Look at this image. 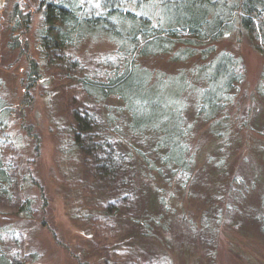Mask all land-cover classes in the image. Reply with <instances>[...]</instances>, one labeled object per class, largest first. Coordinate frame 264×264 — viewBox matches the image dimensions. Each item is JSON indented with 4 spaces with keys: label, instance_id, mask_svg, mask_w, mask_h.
I'll use <instances>...</instances> for the list:
<instances>
[{
    "label": "rangeland",
    "instance_id": "1",
    "mask_svg": "<svg viewBox=\"0 0 264 264\" xmlns=\"http://www.w3.org/2000/svg\"><path fill=\"white\" fill-rule=\"evenodd\" d=\"M31 1L35 5L39 0ZM15 3L20 2L0 0V154L12 177L11 198L0 193V261L264 264V54L248 37L236 29L195 51L212 46L211 55L230 52L241 59L242 75L230 101L211 120H193L190 94L180 96L179 103L189 104L184 116L191 123L187 157L192 171L171 178L155 164L161 169L160 179L150 177L154 170L145 175L135 170V183L127 173L139 203L131 205L128 192L126 208L108 214L112 210L106 209L105 198L110 183L97 180L93 161L74 148L73 113L97 122V136L103 127L113 131L110 143L116 151L129 150L133 144L143 147L127 134L122 102L114 97L95 102L79 82L82 77L104 81L111 75L120 60L118 46L106 35L90 33L43 59L36 39L41 15L35 9L24 35L27 45L20 41L19 47H10L17 34L11 24ZM183 48L186 45L179 43L173 51ZM27 54L40 67L32 86L27 84ZM138 59L154 80L189 77L207 61L199 54L181 62L165 54ZM108 115L115 125L105 123ZM27 126L37 137V150ZM23 199L30 200L29 214L17 211ZM145 211H161L169 223L168 234L157 228L147 239L140 236L144 229L134 219ZM140 245L150 253L149 260Z\"/></svg>",
    "mask_w": 264,
    "mask_h": 264
},
{
    "label": "trees",
    "instance_id": "2",
    "mask_svg": "<svg viewBox=\"0 0 264 264\" xmlns=\"http://www.w3.org/2000/svg\"><path fill=\"white\" fill-rule=\"evenodd\" d=\"M18 1L12 8L11 24L17 34L10 47H19L20 41L27 45L24 35L35 9L41 15L36 39L43 59L67 49L90 33L106 35L118 46L116 53L120 60L111 75L104 81L82 77L79 82L95 102L110 97L122 102L127 134L146 150L133 144L129 150L116 151V146L110 143L109 135L113 131L103 127L97 136V122L81 112L73 113L74 148L93 161L97 180L110 183V194L105 198L106 209L112 210L108 214L116 215L120 207L126 208L127 197H124L128 192L130 204L139 203L136 187L129 185L136 181L135 170L142 175L156 171L150 175L152 179H160L162 174L155 164L169 171L171 178L175 173L191 170L190 157H187L191 123L184 116L189 104L179 103L184 92L190 94L196 115L193 120H211L230 101V93L241 79V59L230 52L211 55L212 46L195 53L197 47L239 29L253 48L264 54V0H39L35 5L31 0ZM19 4L22 9L18 8ZM179 43L186 48L173 51ZM162 54L171 55L174 62L187 60L194 54L207 61L189 77L182 74L154 80L152 72L142 67L138 58ZM26 60L27 84L32 86L40 77V67L29 54ZM106 118L105 123L115 125L112 115ZM26 131L37 150L36 135L31 127L27 126ZM135 164L139 165L138 169ZM127 173L132 175L130 182ZM11 183L8 166L0 154V193L6 199L11 198ZM161 202L165 209L166 204ZM21 203L18 213L29 214L30 200L23 199ZM134 220L144 229L140 236L145 239L155 235L153 231L157 228L168 234L169 223L161 211H145ZM139 249L149 260L150 253L141 245ZM23 260L27 262L25 255ZM0 263L6 264L2 260Z\"/></svg>",
    "mask_w": 264,
    "mask_h": 264
}]
</instances>
